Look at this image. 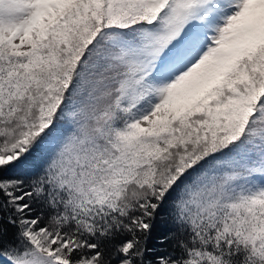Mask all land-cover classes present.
<instances>
[{
	"label": "snow or ice",
	"instance_id": "1",
	"mask_svg": "<svg viewBox=\"0 0 264 264\" xmlns=\"http://www.w3.org/2000/svg\"><path fill=\"white\" fill-rule=\"evenodd\" d=\"M0 264H264V0H0Z\"/></svg>",
	"mask_w": 264,
	"mask_h": 264
}]
</instances>
